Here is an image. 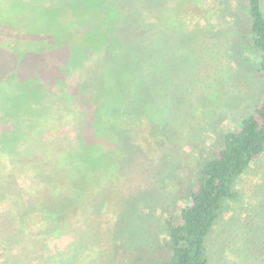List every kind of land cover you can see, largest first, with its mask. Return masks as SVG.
I'll use <instances>...</instances> for the list:
<instances>
[{"label":"rangeland","instance_id":"rangeland-1","mask_svg":"<svg viewBox=\"0 0 264 264\" xmlns=\"http://www.w3.org/2000/svg\"><path fill=\"white\" fill-rule=\"evenodd\" d=\"M165 1L159 0L156 4L154 2V7L165 10L161 17L158 10L157 13H152L158 14L159 18H155L157 24L154 26L150 24L151 20L149 23L143 20L144 8L136 6V11L117 10L115 0H0V84L30 82L34 76L40 78L41 82L50 84L53 79L52 71L55 70L56 75L59 69L66 70L67 63L72 60L71 54H75L73 65L71 64V69L74 70L67 74L68 79L64 78L67 86L54 85L53 89L57 93L51 97L47 96L45 102L37 105L41 118L34 119L35 126L34 122H31L34 128L44 132L42 140L46 151L51 150V145L56 148L68 147L71 142L64 138L65 133L75 134L80 118L91 115L92 109L99 108L87 103L85 98L75 93L76 81L84 79L88 82L87 98L96 99L103 89L108 103H104L106 111L113 110L110 103L120 104L129 99L126 89L133 81L134 71L130 67L123 70L126 71L124 76L128 80L126 87L122 72L117 75L107 73L110 69L117 71L120 67L117 60L124 55L137 53L139 60L137 59L135 64L138 62L142 66L150 65L149 79L162 86L161 92L156 93L155 97H164L166 90L170 104L172 86L176 81L173 77L165 76L164 70L177 68L174 65L176 58L171 52L172 46L181 38L185 39L183 42L187 48L181 46L180 51H187V57L193 60L191 68L182 75L190 80L187 85L192 94L187 96L186 93L185 98L193 101L194 109L184 111L183 98L179 109L169 106L162 118L158 104L155 101L151 103L147 108L149 117L160 122L150 131H147L146 124L141 122V127L133 137L136 141L140 140L142 149L150 157L142 159L143 153L137 155L134 163L132 160L128 168L123 169L121 156L118 157L114 152L107 163L111 169L116 162L118 164L115 175H110L113 180L117 177L114 184L109 180L110 176L106 175L100 188L87 192L89 202L95 207L105 206L111 192L112 197L118 196L120 201L123 199L126 203L129 199L138 200L139 203L131 204L130 211L132 216L145 217L142 227L137 226L141 223L137 221L136 227L147 230L149 244L137 238L134 245L138 244L140 247L134 253L129 247L117 251L118 246H108L106 240L97 242L98 244L90 243V238L84 234L87 223L78 214L63 216L65 230L58 237L49 238L45 230L30 226L31 230H21L20 235L15 238L12 229L16 226L11 227L3 222L9 219L7 215H2L7 204L0 199V264H65V253L71 244L76 246L79 256L74 262L69 260L70 264H150L156 252L164 246V221L169 217L175 220L179 210L186 204L189 192L184 187L197 178L203 161L212 155L224 134L234 131L240 119L254 110L264 92V80L257 72L241 70L239 67L252 66L257 61L250 53L244 61L238 60L234 54L227 53L231 42L241 36L243 24L249 28L246 23L245 0H185L186 6L191 10L190 22L185 23L186 27L180 28L179 31L174 20L175 7L172 5L176 1L171 2L169 6L163 5ZM259 3L264 15V0H259ZM38 6L46 7V12L43 14ZM186 6L181 11L185 12ZM170 7L173 9L170 10ZM29 19L41 24L39 30L21 26L20 28L32 33L22 30L20 34L19 26L14 23ZM111 19L128 27L127 38L135 46L133 50L124 49L123 45L108 37L105 28L113 36L110 27L106 25ZM183 21L178 19L177 22ZM100 25H106L102 28L103 32L102 29L99 31L105 34L106 43L103 48L96 50L93 49L94 42L92 45L89 43L93 37L99 38L100 34L95 35L94 32L97 31L94 30ZM118 31L122 36L120 26ZM153 32H156V35ZM22 38H26V41L21 42ZM31 38L37 42L32 43ZM148 41H153L154 44ZM120 42L122 43V40ZM69 43L75 45L69 47L71 50L66 52L65 49H57L60 45ZM10 44L13 45L11 48L6 46ZM76 44L80 47L74 51L72 48L74 49ZM168 46L171 48H167ZM46 47L44 55L34 56L27 61L23 58L22 53L28 49H38L37 53L40 54ZM13 50L17 53H13ZM146 52H149L151 57H147ZM181 63L179 60V65ZM104 77L116 79L111 83ZM61 78L62 76L56 80ZM209 78L210 82L207 83ZM175 91L177 94H174V97H184L179 88H175ZM135 97L138 98L140 111L145 114L146 107L142 104L140 96ZM140 133L144 136L140 137ZM64 154L57 156L59 169L66 165ZM1 155L0 160L6 158ZM16 160L19 159L9 162L6 160L4 163L9 166L17 162ZM42 160L44 161L45 157ZM23 170L12 175H3L5 186L14 190L11 181L17 180L19 190L32 192L27 176L22 178L25 174L22 173ZM38 176L37 172L30 173L31 178ZM238 188L242 194L240 203L237 204L240 209H234L232 217L230 214L223 216L208 239L209 264H264V155L256 159L245 176L240 178ZM141 197L146 199L145 203ZM10 212V218L20 213L14 208ZM245 242L250 248V254L243 252ZM101 259L104 261L101 262ZM144 259H149L150 262L145 263Z\"/></svg>","mask_w":264,"mask_h":264},{"label":"trees","instance_id":"trees-1","mask_svg":"<svg viewBox=\"0 0 264 264\" xmlns=\"http://www.w3.org/2000/svg\"><path fill=\"white\" fill-rule=\"evenodd\" d=\"M154 2L156 4L159 0H115V9L136 11L141 6L145 9L143 20H147V23L151 20L150 24L156 26L155 18L156 20H159V18H157L158 14H153L155 11L157 13L158 10L160 13L159 17H161L165 10H159L160 7L157 6L154 7ZM171 2H175L172 4L176 11L174 20L179 27H177L179 31L180 28L185 26V23L190 22L191 10L186 6L185 0H168L163 2V5L169 6ZM245 2L247 11L246 23H248L249 28L243 24L241 36L231 42V47L227 53L234 54L238 60L243 61L250 53L257 63L252 64V66L243 65L239 68L257 72L264 80V15L259 0H245ZM111 3L113 4V1ZM183 5L186 6L185 12L181 11L184 7ZM38 7L43 14L46 12V7ZM98 8H100L99 5ZM170 8V10L173 9L172 7ZM178 19L184 21L178 23ZM14 25L19 26L20 34H22V30L29 34L32 33L20 28L21 26H28L32 30H39L38 28L41 26V24L31 19L24 22L20 21L19 23L15 22ZM106 25L110 27L113 33L112 36L105 28L108 37L119 42L120 45L124 46V49L133 50L135 46L127 38L128 27L125 24L111 19ZM106 25H103V27ZM119 26L122 36L118 31ZM103 27L100 25L99 28L94 30L97 31L94 32L95 35H100H98L99 38L93 37L92 41H90V45L94 42L93 49H101L103 44L105 45L106 43V36L102 33ZM152 27L151 29H153ZM101 29L102 32H99ZM153 33L156 35V32ZM34 38L38 37L35 36ZM31 39L33 40L32 43L37 42V40ZM16 40L19 41V39ZM120 40H122V43ZM184 40L181 38L172 46L171 55L176 58L174 65L177 68L164 70L165 76L173 77V80L176 81V84L172 86L170 104L167 99L168 91L166 90L164 91V97H161V95L159 96L161 98L155 97L156 93L161 92L162 86L149 79L150 65L142 66L138 62H136L137 64L134 63L137 59L139 60L137 53L120 57L117 60L120 66L117 71L113 72L110 69L107 72L109 75H117L122 72L124 76L126 71L123 70L130 67L135 73L132 83L126 89V95L129 96V99L120 104L110 103L109 105L113 108L112 111H106L108 103L103 89L100 96L96 99L87 98L88 82L84 79L76 81L75 93L85 98L87 103L97 105L99 108L92 109L94 114L91 111V115L80 118L78 131L75 134L69 135V133H65L64 138L69 139L68 142L71 143L64 148H56L51 145V150L46 151L42 140L44 132L40 131L39 128H34L31 122H34L35 126L34 119L41 118L39 111H37V105L43 101L45 102L47 96L51 97L57 93L53 86L59 84L67 86L64 78L68 79L67 74L74 70L71 68L75 54H71L72 60L67 63L66 70L59 69L56 75L55 70L52 71L53 79L50 84L41 82L40 78L38 79L36 76H32L33 79L30 82L17 81L14 84L11 82L0 84V156H2L1 154L6 156V158L0 160V199H3L5 204H7L2 215H7L9 219V221L3 220V222L11 227L16 226L12 229L15 238L20 235L19 231L31 230L30 226L45 230L49 238L58 237L65 230L63 216L65 214H78L87 223L84 228V234L87 238H90L88 240L90 243L98 244L97 242L106 240L105 242L108 246H118L117 251L120 248L124 250L129 247L128 249H133L134 253L140 247L138 244L134 245L137 238H140L143 242L147 241L146 244L150 243L147 230L143 228L140 230L136 227L137 222H141L137 226L142 227L145 217L132 216L130 211L131 204L139 203L138 200L129 199L126 203V201L123 202V199L120 201L118 196L116 198L112 197L111 194L113 193L111 192L109 193L111 197L106 205L102 207L97 205V209V206L95 207L89 202L87 192L91 189L100 188L104 176L115 175V171L118 169L117 162L114 164L113 169L110 168V164L109 166L107 164L111 154L114 152L118 157L121 156L123 169L128 168L132 160V163H134V158L137 155L139 156L143 153L142 159L150 157L142 149L141 143H139L140 140L136 141L133 137L134 133L141 127V122L146 124L147 131L154 129L155 125L160 122L149 117L150 113L147 112V108L151 103L155 101L158 104L162 118L169 106L171 108L175 106L176 109H179V104H181L183 98L184 111L194 110L193 101L185 98L186 93L187 96L192 93L191 89L188 90L189 86L187 85L190 84V80L185 79L183 75L191 68L193 60L187 57V51H180L181 46L185 47L186 43L183 42ZM24 41H26V38H22L21 42ZM153 41H148V43L154 44L152 43ZM71 45L75 46L73 43H69L63 46L60 45L57 49H65L67 52L71 50ZM76 45L72 50H78L80 45ZM6 46L11 48L13 45ZM167 48L171 47L168 46ZM46 49L47 47L41 50L40 54L37 53L38 49H28L27 52L22 53L23 58L27 61L33 59L34 56L44 55L43 53H46ZM50 52H52L51 47ZM13 53L17 52L13 50ZM146 55L151 57L149 52H146ZM189 55L192 56L191 53ZM179 60L182 62L181 65H179ZM55 76L56 78L62 76V78L57 81ZM105 79L113 83L116 78ZM123 79L126 87L128 80L125 76ZM209 82L210 78L207 80V83ZM175 88H179L180 93H184V97L183 95L174 97V94H177ZM135 95L140 96L142 104L146 107L145 114L140 111L141 108L139 109L137 104L138 98H134ZM142 136L144 135L140 133V137ZM62 154H64L63 160L66 165L63 169H59L57 168L56 160L57 156L60 157ZM263 155L264 92L254 110L240 119L237 128L224 134L222 141L212 151V155L203 161L201 172L197 178L184 187L189 192L186 204L179 210L175 220L173 217H169L168 220L164 221V246L163 249L156 252L157 258L154 256L150 264H209L208 239L219 225L223 216L230 214L232 217L233 210L240 209L237 204L240 203L242 194L238 188V181L245 176L252 163ZM43 157H45L44 161L42 160ZM13 159L19 160L9 164V166L8 163H4L6 160L9 162ZM46 166H48L47 169ZM21 169H24L22 173L25 172L22 178L27 176L28 181L31 182L29 187L32 188V192L19 190V184L16 179V182L11 181L15 187L14 190L9 189L4 184L3 175H12V173L15 174ZM31 172H37L39 176L31 178ZM112 177L110 176L109 180L114 184V180L117 177L114 180L110 179ZM141 198L145 203L146 199ZM13 208L18 209L20 213L10 218L12 213L10 211ZM262 236L264 238V235ZM243 249L244 253L250 254L248 252L250 248H248L246 242L243 243ZM152 252L150 253L152 254ZM65 254V264H70L69 260L74 262V259L79 256L74 244L70 245L68 252ZM254 260L256 261L255 258ZM100 261L102 262L104 259ZM144 261L145 263L150 262L149 259H144Z\"/></svg>","mask_w":264,"mask_h":264},{"label":"crops","instance_id":"crops-1","mask_svg":"<svg viewBox=\"0 0 264 264\" xmlns=\"http://www.w3.org/2000/svg\"><path fill=\"white\" fill-rule=\"evenodd\" d=\"M72 245V244H71Z\"/></svg>","mask_w":264,"mask_h":264}]
</instances>
